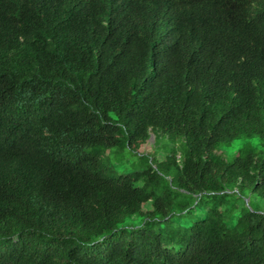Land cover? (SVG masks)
Returning <instances> with one entry per match:
<instances>
[{
	"label": "trees",
	"instance_id": "trees-1",
	"mask_svg": "<svg viewBox=\"0 0 264 264\" xmlns=\"http://www.w3.org/2000/svg\"><path fill=\"white\" fill-rule=\"evenodd\" d=\"M0 264H264V0H0Z\"/></svg>",
	"mask_w": 264,
	"mask_h": 264
},
{
	"label": "clouds",
	"instance_id": "clouds-1",
	"mask_svg": "<svg viewBox=\"0 0 264 264\" xmlns=\"http://www.w3.org/2000/svg\"><path fill=\"white\" fill-rule=\"evenodd\" d=\"M173 12L171 11V17L169 16V19H173ZM173 22V20H172ZM209 66L211 67H217V68H223V69H228L230 68L233 64L232 57L230 56L229 52L224 48L220 47V52L217 55V57L210 61L208 63Z\"/></svg>",
	"mask_w": 264,
	"mask_h": 264
},
{
	"label": "water",
	"instance_id": "water-1",
	"mask_svg": "<svg viewBox=\"0 0 264 264\" xmlns=\"http://www.w3.org/2000/svg\"><path fill=\"white\" fill-rule=\"evenodd\" d=\"M249 201V200H248Z\"/></svg>",
	"mask_w": 264,
	"mask_h": 264
}]
</instances>
